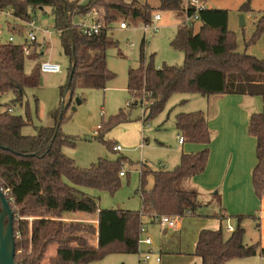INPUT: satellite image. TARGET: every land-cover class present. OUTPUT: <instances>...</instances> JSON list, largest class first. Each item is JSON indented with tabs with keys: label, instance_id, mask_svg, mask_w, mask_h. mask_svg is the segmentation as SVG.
<instances>
[{
	"label": "trees",
	"instance_id": "trees-1",
	"mask_svg": "<svg viewBox=\"0 0 264 264\" xmlns=\"http://www.w3.org/2000/svg\"><path fill=\"white\" fill-rule=\"evenodd\" d=\"M5 6H11L13 14L24 21L33 17L36 9L48 7L52 12L54 28L69 58L67 82L60 88L61 95L68 90L73 92L77 86L104 89L115 76L106 65V50L114 44L109 31L86 36L73 24L76 18L97 9L105 26L109 27L119 16L146 23L149 10L186 9L185 0H155L153 4L148 1L140 4L136 0H89L85 4L79 0H0V7ZM193 10L189 7L188 13ZM239 10L250 11V0ZM198 22L200 26L195 32L192 27H178L170 42L174 49L183 53L181 66L144 64L141 53L140 64L129 69L127 90L134 101L128 105L150 102L145 106L148 110L145 120L160 112L176 93L264 98V57L237 51L234 33L227 27L228 10L202 7L198 10ZM259 38L264 41V7L246 45ZM36 45L25 55L20 43L0 42V96L12 92L13 104H23L25 89L36 87L40 82L39 62L30 73L24 71L26 60H36L40 56ZM60 111L52 113L54 126L35 127L33 135L22 133L28 122L19 113L0 111V190L11 210V206L18 208V212L12 211L16 264H40L44 260L47 264H89L109 250L137 253L143 216L151 219L168 215L179 219L204 214L206 205L200 202L198 191L184 185L204 171L208 159L211 133L202 110L177 113L175 124L183 142L200 143L204 148L182 153L179 163L172 169H143L139 176L141 209L138 211L99 208L96 198L81 189L90 187L114 192L120 183L119 172L125 157L98 158L89 167L77 166L63 152V146L72 141L59 127L63 118ZM124 120L126 115L120 110L105 127L109 130ZM248 133L256 140L257 161L251 181L255 195L261 199L264 195L263 111L250 115ZM100 141L110 146L101 137ZM148 177L152 185L146 191L143 186ZM214 199L220 203L218 193L214 194ZM68 212L96 213L97 229L91 223L62 221L63 213ZM216 217L225 218L223 213ZM234 217L237 225L228 238H224L221 227L199 231L193 254L200 258V264H226L258 252L264 256V248H260L258 242H244L245 229L241 222L254 216ZM93 235L96 245L89 242L88 236ZM51 246H55V254L47 256Z\"/></svg>",
	"mask_w": 264,
	"mask_h": 264
},
{
	"label": "rangeland",
	"instance_id": "rangeland-1",
	"mask_svg": "<svg viewBox=\"0 0 264 264\" xmlns=\"http://www.w3.org/2000/svg\"><path fill=\"white\" fill-rule=\"evenodd\" d=\"M88 1L79 0L84 4ZM125 1L130 2L132 0ZM136 1L140 4L146 1L151 4L155 3V0ZM245 1L207 0V5L212 8L228 10L227 27L234 33L238 52H246L257 58H263V39L259 38L247 45L246 41L254 31V22L261 14L264 0H250L251 10L243 12L239 10V7ZM198 3L200 2L198 1ZM203 3L205 5L206 0ZM155 14H159L161 18L155 23L159 28L157 31L149 30L147 33L143 32L144 22L140 19L119 16L115 20L114 26L120 20H126L128 28L120 30L114 27L109 31L114 44L106 50V65L115 76L106 83L104 89L77 86L73 92L68 90L61 95L60 88L67 82L69 58L63 52L50 9L46 7L43 10L36 9L32 12L38 25L47 31L44 35L48 44L43 54H40L36 60H26L24 71L30 73L34 64L40 61L58 63L61 71L59 73H39L40 82L38 86L25 89L22 107L16 111L28 122L23 127L22 133L33 135L35 134V127L40 125L54 126L56 123L52 113L59 109L63 112L59 127L62 133L72 141L71 144L63 146V152L77 166L89 167L96 163L98 158L125 157L120 167L125 175L119 177L120 183L114 192L81 187L84 192L96 198L98 207L102 209L140 210V172L150 168L152 170L161 167L172 169L179 163L181 153H188L190 143L185 142L184 146L178 143L179 134L175 124L176 114L202 110L207 115L215 109L214 104L211 107H206L205 99L200 93L173 94L163 109L147 120L145 118L148 110L145 106L150 102L138 103L134 106L128 105L134 101L132 94L127 90L128 71L140 64L141 53L144 64L152 62L155 67H161L164 64L181 66L184 60L183 53L174 49L170 42L175 37L178 27L182 26L181 23L186 18L185 12L183 10L153 9L147 12L148 21ZM240 16H243V26L240 25ZM7 19L20 28L12 30L7 27L5 22H2L0 42L6 41L9 35H13L15 43H23L27 27L22 28V22L12 18ZM78 20L76 18L75 21ZM199 26V22L195 21L192 26L193 31H197ZM42 35V32H38L37 40L39 42L42 41ZM13 99V93L7 92L2 95L1 102L13 103ZM77 99L80 100V103H76ZM258 100V112H264V98L260 97ZM120 110L125 113L126 120L107 130L106 123ZM97 127H103V129L99 130ZM98 133L101 136H98ZM212 136L213 132H211V141ZM100 137L107 141L110 146L103 144ZM114 145H119L121 150H113ZM151 185L152 179L148 177L143 190H149ZM11 207L13 212H18L17 207ZM208 209L212 210V207H208ZM209 212L206 211V214ZM6 221L7 217H5V223ZM210 222L211 220L205 214L202 216L187 215L178 220V226L171 232L170 228H161L158 223H152V225L146 222L147 232L142 233L140 237L149 236L152 241L150 246L139 244L137 253L109 250L101 258L89 264H142L141 259L149 249L151 250V260L147 264H156L154 262L156 255L160 256V262L157 264H189L198 233L204 229L206 223ZM226 222L223 223V228ZM231 223L237 225L236 221L231 220ZM242 226L245 229L244 241L248 244L254 243L255 226L252 220L244 218ZM88 238L90 239L89 242H93L95 235L88 236ZM50 248L47 252L48 256L53 252V247ZM226 264H264V256L258 252L255 256L230 260Z\"/></svg>",
	"mask_w": 264,
	"mask_h": 264
},
{
	"label": "crops",
	"instance_id": "crops-1",
	"mask_svg": "<svg viewBox=\"0 0 264 264\" xmlns=\"http://www.w3.org/2000/svg\"><path fill=\"white\" fill-rule=\"evenodd\" d=\"M205 7L211 8L207 5V0ZM6 25L8 28L12 25L20 28L8 19H6ZM24 27V24H22V28ZM42 41H44L43 49L38 51L40 54H43L48 44L45 35H42ZM42 41L38 42L42 43ZM203 97L206 107H211L212 104L215 105V109L211 114L206 115V112H204L210 133L213 132L212 141L208 145L209 154L204 171L186 181L184 185L187 188L196 189L200 202L206 205L203 208L204 214L211 222L206 223L204 229L214 230L221 227L224 238H228L231 232L223 228L225 221L228 220L235 227L236 225L231 223V220L236 221L234 216H254L253 218L246 217V219L250 218L252 220L255 226V242L260 244V248H264V195L259 199L255 195L252 186L251 172L257 161L255 153L256 140L248 133L250 115L258 112V99L260 97L237 94L203 95ZM20 105L22 107V104ZM179 144L184 146L185 142ZM203 148V144L190 143L188 153L197 152ZM161 169L163 168L161 167ZM215 193L219 194L220 203H217L214 199ZM208 207H212V210H209ZM206 211L210 212L206 214ZM218 213H223L225 218L216 217ZM60 219L64 222L91 223L97 229L96 213L68 212L63 213ZM147 221L148 218L143 216L142 222ZM256 221L258 223L257 228ZM172 230L170 229V232ZM244 242L246 243V241ZM90 243L96 245V237ZM52 247L53 252L50 256H53L56 251L55 246ZM192 255L189 264H200V258L193 253ZM46 261L44 260L40 264H47Z\"/></svg>",
	"mask_w": 264,
	"mask_h": 264
},
{
	"label": "built area",
	"instance_id": "built-area-1",
	"mask_svg": "<svg viewBox=\"0 0 264 264\" xmlns=\"http://www.w3.org/2000/svg\"><path fill=\"white\" fill-rule=\"evenodd\" d=\"M198 1L200 3H198ZM189 7H193L194 10L192 11L191 14L188 13ZM202 7H205L204 3L202 0H187L185 2V15L186 18L185 20L181 23L182 26L186 27H192L193 23L195 21H198V10ZM7 18H13L17 19L18 21L22 22L26 28L25 30V41L21 44L22 50L25 55H29L30 52L32 51V47L34 44L37 43L36 49L39 51L43 49V42L39 43L37 40V34L38 32H42L43 35L44 33H47L46 30H43L37 23V20L35 17H31L30 19L24 21L21 20L19 17H16L13 14V10L11 6H5V7H0V33H1V24L2 22L6 23ZM160 15L155 14L152 19H149L148 22L143 23L142 29L144 33H147L149 30L152 31H157L159 28L155 23L160 20ZM4 20V21H3ZM73 24L79 28L82 34L86 36H94L100 34L103 30L110 31L114 27L118 28L120 30H125L128 28V23L126 20H120L119 22L116 23L114 26V23L111 24V26L106 27L104 20L100 16V11L97 9L90 10L86 13H84L78 21H74ZM10 29L15 30V26H9ZM57 32V31H56ZM50 34V31H48ZM58 33V32H57ZM7 42L14 43V37L13 35H9ZM39 70L41 73H59L61 71V67L58 63L52 62V61H40L39 62ZM1 97L0 96V111L1 112H8L11 114H18L16 112L17 110H20L21 105L19 103H2L1 102ZM98 129L100 127H97ZM178 142L182 143L183 142V137L181 135H178ZM113 150L120 151L121 147L119 145H114ZM125 175V172L121 170L119 172V176L122 177ZM147 217V216H146ZM148 218V217H147ZM148 223H158L161 228H170L174 229L177 226V218L168 216V215H162L160 217L154 216L151 219L148 218ZM147 223L142 222L140 228H139V235H138V245L139 244H144L147 246H150L152 244L151 238L149 236H145L144 238H141L140 235L142 233L147 232ZM234 226H232L228 220L224 226V229L232 232L234 230ZM139 248V247H138ZM151 260V250L149 249L146 253H144L143 258L141 259L142 264H147ZM154 262L159 263L160 262V256L156 255L154 257ZM16 264V263H15Z\"/></svg>",
	"mask_w": 264,
	"mask_h": 264
},
{
	"label": "water",
	"instance_id": "water-1",
	"mask_svg": "<svg viewBox=\"0 0 264 264\" xmlns=\"http://www.w3.org/2000/svg\"><path fill=\"white\" fill-rule=\"evenodd\" d=\"M240 25H244L243 16H240ZM76 103H80V100L77 99ZM0 201V264H15L14 231L12 226L13 212L1 190ZM5 217H7L6 223Z\"/></svg>",
	"mask_w": 264,
	"mask_h": 264
}]
</instances>
